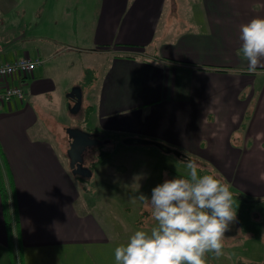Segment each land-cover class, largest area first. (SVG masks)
<instances>
[{
  "label": "crops",
  "instance_id": "obj_1",
  "mask_svg": "<svg viewBox=\"0 0 264 264\" xmlns=\"http://www.w3.org/2000/svg\"><path fill=\"white\" fill-rule=\"evenodd\" d=\"M39 3L33 0V7ZM40 4L44 13L33 8L32 25L15 28L2 25L11 5L0 0V61L42 60L31 75L12 80L25 88L24 99L0 104V264H15L9 253L14 244L18 264H116L114 250L126 241L79 216L73 206L77 178H91L99 167L110 183L121 179L119 172L143 183L144 168L159 167V158L172 163L164 170L173 177L187 176L178 168L192 159L201 174L229 184L233 197L248 206L232 204L236 220L225 236L242 235L250 255L264 253V65L249 73L237 55L240 26L264 17V0ZM32 30L28 48L23 39ZM75 94L81 104L71 110L84 125L74 128L117 141L113 148L104 144L106 137L95 144L107 153L93 167L99 154L85 164L95 155L85 147V173L71 166L65 154L70 144L64 148L55 139V126L65 124L52 120L73 108ZM7 180L16 200V243L1 189ZM74 222L93 235L65 234L77 230ZM215 258L207 253L206 264Z\"/></svg>",
  "mask_w": 264,
  "mask_h": 264
},
{
  "label": "clouds",
  "instance_id": "obj_2",
  "mask_svg": "<svg viewBox=\"0 0 264 264\" xmlns=\"http://www.w3.org/2000/svg\"><path fill=\"white\" fill-rule=\"evenodd\" d=\"M237 52L255 73L264 65V17L240 26ZM185 177L165 179L151 190L150 198H136L151 210L155 225L136 230L114 250L116 264H206L209 252L223 255V239L236 220L230 185L218 175L200 174L197 161L188 159Z\"/></svg>",
  "mask_w": 264,
  "mask_h": 264
},
{
  "label": "rangeland",
  "instance_id": "obj_3",
  "mask_svg": "<svg viewBox=\"0 0 264 264\" xmlns=\"http://www.w3.org/2000/svg\"><path fill=\"white\" fill-rule=\"evenodd\" d=\"M4 1L5 4L10 6V13L3 15L4 22L3 26L9 27H22L24 24L28 26L33 24V8L37 12L44 13V0H39V5L33 7V0H1ZM25 45H29L28 48L33 47V30L30 31L26 37H24ZM31 45V46H30ZM59 43L55 44L57 49ZM62 47V45L60 44ZM62 57H57L58 60ZM74 105V104H73ZM2 106V105H0ZM72 108L67 109L66 107L61 112V118L64 116L65 118L52 119L57 121H61L65 124H59L55 126V130L57 135L55 139L58 144H61L62 147L66 148L71 143L70 129H74V126L83 127L84 122L80 117L79 112H72ZM70 110V111H69ZM55 114H59L58 112H54ZM94 138V137H93ZM105 138L102 137V141ZM97 140V139H96ZM107 147L113 148L117 141L106 142ZM70 146V145H69ZM70 149L65 150L66 153H69ZM95 155L93 157L87 155L85 159V164H88L94 157H96L100 150L98 146L94 149ZM64 154V155H65ZM159 160V161H158ZM150 163L155 162L154 158L149 160ZM159 163V167L155 165L153 168H144V182H130L124 179L123 175L119 172L117 175L118 178H121L118 182L110 183L106 180L105 175H107L104 169H100L97 167L95 169V173L91 178H81L78 177L75 186L77 187V192L79 193L78 197L73 200V206L76 211L79 212L80 217H86L85 220L94 218L97 220L102 226L108 228V233L114 239L118 241H127L128 237L134 233L136 230H145L149 231L151 227L155 225V221L151 216L150 208L142 201L137 199L136 197L143 193L144 195L150 198L151 190L158 184L162 183L165 179L174 178L172 174L168 171L164 170L165 167H172V163H168L164 159H157ZM149 163V166L151 165ZM156 163V164H158ZM105 166L104 168H106ZM177 167V166H176ZM179 172L182 174H188V170L185 165L179 166ZM200 172V170H198ZM207 173V171H205ZM165 173V174H164ZM201 174V173H200ZM6 183L7 191L9 193V211H10V219L11 223L14 225V232L12 234L11 241L17 242V229L15 227L16 224V200L14 198V188L12 183L7 180ZM11 183V184H10ZM84 204V205H82ZM233 205H239L247 207L246 203H242V201L237 199V197H233L232 201ZM148 210V214L144 213ZM77 212V213H78ZM85 213V214H84ZM92 213L93 215L85 216ZM82 214V215H81ZM78 219V218H77ZM75 220V219H74ZM247 222V221H246ZM18 223V221H17ZM75 223V222H74ZM252 225V224H251ZM76 231H72V229L68 232H64L65 234L72 235L76 233H84L82 237H88L93 235V232H83L82 229L75 223ZM258 228L259 225L255 226ZM86 229V225H85ZM256 230V229H255ZM257 241V240H256ZM251 242V241H249ZM253 242V241H252ZM257 243V242H256ZM223 255L217 257L214 253L209 252L208 254L215 258V264H220L222 261H229L228 264H252V263H263L261 262L264 259V253H260L258 250L253 251L250 255L246 250L249 247V244L244 242L242 235L234 236V237H224L223 239ZM258 245V244H256ZM263 247V245L261 244ZM257 249V248H256ZM255 249V250H256ZM10 256H15V264L19 263V256H21V252L16 247V244L13 245V248L9 251ZM1 255V254H0Z\"/></svg>",
  "mask_w": 264,
  "mask_h": 264
},
{
  "label": "built area",
  "instance_id": "obj_4",
  "mask_svg": "<svg viewBox=\"0 0 264 264\" xmlns=\"http://www.w3.org/2000/svg\"><path fill=\"white\" fill-rule=\"evenodd\" d=\"M40 58L21 57L13 61H0V104H7L15 99H24L25 88L12 83L16 77L29 76L40 64Z\"/></svg>",
  "mask_w": 264,
  "mask_h": 264
},
{
  "label": "water",
  "instance_id": "obj_5",
  "mask_svg": "<svg viewBox=\"0 0 264 264\" xmlns=\"http://www.w3.org/2000/svg\"><path fill=\"white\" fill-rule=\"evenodd\" d=\"M74 95V93H72ZM77 96V101L73 106V110L76 111L80 107L81 104V96L80 94H75ZM71 143H70V154H71V166L74 168V171H82L86 172L83 168L84 158L82 156L83 149L89 145V141H91L92 136L88 132H84L79 129H70ZM130 143L137 142V140L130 139L128 140ZM91 144V143H90ZM77 155V156H76ZM90 173V172H89Z\"/></svg>",
  "mask_w": 264,
  "mask_h": 264
},
{
  "label": "trees",
  "instance_id": "obj_6",
  "mask_svg": "<svg viewBox=\"0 0 264 264\" xmlns=\"http://www.w3.org/2000/svg\"><path fill=\"white\" fill-rule=\"evenodd\" d=\"M102 137L107 138L109 136L102 135ZM106 153H107V151H102L101 153H99V155L95 158V160L92 161L91 166L93 167L96 163H99L103 159V157ZM1 189L3 190L4 195H5V208H6L7 216H9L8 224L10 225L11 221H10V211H9V193L7 191V187H6V184L4 182H3V184L1 183ZM11 228H12V226H11ZM252 264H264V263H252Z\"/></svg>",
  "mask_w": 264,
  "mask_h": 264
},
{
  "label": "flooded vegetation",
  "instance_id": "obj_7",
  "mask_svg": "<svg viewBox=\"0 0 264 264\" xmlns=\"http://www.w3.org/2000/svg\"><path fill=\"white\" fill-rule=\"evenodd\" d=\"M100 140H96V139H94L93 137H92V139H91V141H89V145H87L86 146V148L85 149H87L86 151L87 152H94V147L96 146L95 144H97V143H100L99 142ZM91 143V144H90ZM77 156V155H76Z\"/></svg>",
  "mask_w": 264,
  "mask_h": 264
}]
</instances>
